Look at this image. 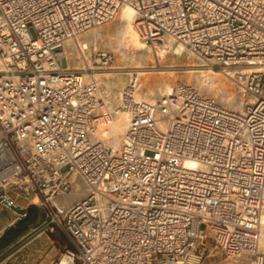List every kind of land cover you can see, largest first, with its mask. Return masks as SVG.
<instances>
[{"label": "built area", "instance_id": "1", "mask_svg": "<svg viewBox=\"0 0 264 264\" xmlns=\"http://www.w3.org/2000/svg\"><path fill=\"white\" fill-rule=\"evenodd\" d=\"M126 5L157 56L184 45L251 69L237 82L252 103L231 110L184 83L147 102L131 82L114 99L93 68L64 65L69 42ZM0 57V208H47L67 240L57 264H264V0H0ZM78 181L88 191L59 205Z\"/></svg>", "mask_w": 264, "mask_h": 264}, {"label": "rangeland", "instance_id": "2", "mask_svg": "<svg viewBox=\"0 0 264 264\" xmlns=\"http://www.w3.org/2000/svg\"><path fill=\"white\" fill-rule=\"evenodd\" d=\"M120 13L111 22L90 29L78 37L81 44H87L84 51L86 61L71 42L66 47L64 65L70 69H83L89 64L95 74L111 85L113 96L127 86L131 77H138L139 95L148 101H155L168 94V88L178 83L198 88L206 97L214 98L220 105L228 109L240 111L245 109L250 95L237 82L245 81L251 72L249 69L235 71L212 68L205 61L190 51L178 52V46L170 53L160 50V55L142 40L135 39ZM98 52H106L111 56L108 64L98 62ZM214 70V71H213ZM70 196V195H69ZM68 196V197H69ZM39 219L32 229L38 227L31 236L21 238L18 246L32 242V255L39 264H57L61 258V250L67 245L65 236L51 223L49 211L37 207ZM19 220L14 212L0 208V235L14 226ZM12 222V224H11ZM11 224V225H10ZM260 249L264 252V227ZM206 264H250L243 259L207 258Z\"/></svg>", "mask_w": 264, "mask_h": 264}, {"label": "bare ground", "instance_id": "3", "mask_svg": "<svg viewBox=\"0 0 264 264\" xmlns=\"http://www.w3.org/2000/svg\"><path fill=\"white\" fill-rule=\"evenodd\" d=\"M119 13H120V18H121V21H123V22H125L126 24H127V26H128V29H129V31L131 30V28H133V32H132V34L133 35H135L136 37H135V39H140V37H139V35H138V33H137V31H136V26H135V22H136V11H135V9L133 8V7H131V6H128V5H126V6H123L121 9H120V11H119ZM119 13H118V15H119ZM117 15V16H118ZM116 16V17H117ZM81 35V34H80ZM80 35H78L77 37H76V39H74L73 40V42H76V47H77V49L79 50V52H80V54L81 55H83L84 56V58H85V61H86V57H85V53H84V51H86L87 49H88V46H87V44H81L79 41H78V37L80 36ZM141 40V39H140ZM72 42V41H71ZM71 42H69V43H71ZM143 42V41H142ZM68 43V44H69ZM143 44H145L144 42H143ZM79 46H81L82 47V49H86V50H84L83 52L79 49ZM190 51L187 47H185L184 45H178V49H177V51L178 52H183V51ZM191 52V51H190ZM99 53V52H98ZM97 53V54H98ZM159 55H160V50H158V52H157ZM87 67H91V68H93L92 66H90L89 64L87 65ZM87 67H83V69H86ZM3 69H4V64H3V61H2V59H1V57H0V72H2L3 71ZM247 69V68H246ZM78 70V69H77ZM79 70H82V69H79ZM249 70H251V69H249ZM214 71V70H213ZM95 74V73H94ZM95 78L96 79H99V80H101L103 83L105 82L104 80H102V79H100L99 77H98V75H96L95 74ZM131 82L133 83V82H136V85H135V89H137V95H136V98H137V100H141V101H147V102H155V101H148L147 99L145 100V99H143V98H141L140 97V95H139V84H138V77L136 76L135 77V75H133L132 77H131V81H130V83L127 85V86H125L122 90H125L130 84H131ZM108 84V83H107ZM122 90H119L118 91V97H119V94L121 93V91ZM173 90H174V88H171V87H169L168 88V94H166V95H163V96H168V95H172V93H173ZM116 94V95H117ZM112 96H113V92H112ZM113 98L115 99V98H117L116 96L114 97L113 96ZM209 98H211V97H209ZM252 101H253V98H250V100H249V102H248V104H250V103H252ZM244 110V109H243ZM243 110H240V111H243ZM127 121H128V118H126V116H124V117H122L121 119H119V121H115L113 124H112V126H111V129H110V131H111V143L112 144H114V145H118V144H120L121 143V141H122V139H123V135H124V133H125V131H126V129H127ZM88 191V187H87V185L84 183V182H76V184H75V186H74V190L70 193V194H68V195H66V196H63V197H61L59 200H58V204L59 205H62V206H68V205H70V204H72L75 200H77L79 197H81V196H83L86 192ZM70 195V196H69ZM69 196V197H68ZM61 264H67L66 263V260L65 259H63L62 260V263Z\"/></svg>", "mask_w": 264, "mask_h": 264}, {"label": "trees", "instance_id": "4", "mask_svg": "<svg viewBox=\"0 0 264 264\" xmlns=\"http://www.w3.org/2000/svg\"><path fill=\"white\" fill-rule=\"evenodd\" d=\"M39 219L38 209L32 206L28 209L27 216L19 220L14 226L5 231V233L0 237V251L4 250L11 245L15 244L18 246L21 242V238L26 237V239L33 233L29 234L33 229V225L37 223Z\"/></svg>", "mask_w": 264, "mask_h": 264}, {"label": "crops", "instance_id": "5", "mask_svg": "<svg viewBox=\"0 0 264 264\" xmlns=\"http://www.w3.org/2000/svg\"><path fill=\"white\" fill-rule=\"evenodd\" d=\"M37 229L38 227L34 228L29 234L33 233ZM1 236L2 235H0V237ZM31 243L32 242H28L23 246H15V244H13L4 250H1L0 264H39L36 262L34 255L31 254Z\"/></svg>", "mask_w": 264, "mask_h": 264}]
</instances>
